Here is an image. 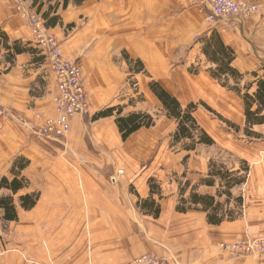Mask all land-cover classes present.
Listing matches in <instances>:
<instances>
[{"label": "crops", "instance_id": "crops-1", "mask_svg": "<svg viewBox=\"0 0 264 264\" xmlns=\"http://www.w3.org/2000/svg\"><path fill=\"white\" fill-rule=\"evenodd\" d=\"M42 3V13L53 8L52 15L61 18L48 31L60 41L63 56L82 66L89 113L72 119L63 145L39 142L34 132L43 120L36 115L55 114V75L39 55L23 53L9 63L0 38V108L26 121L0 117V177H9L13 161L24 157L30 161L23 172L30 185L19 196L40 194L32 210L18 205L17 222H3L0 213V264H123L146 254L163 260L173 255L181 264H261L253 257L229 260L219 247L246 233L264 237V138L245 136L244 101L211 76L215 66L203 54L201 40L217 32L236 54L233 67L242 74L255 72L264 64V41L257 40L264 35V18L211 27L189 0H86L81 5L69 0L66 9L63 0ZM27 5L39 6L33 7V0ZM0 33L10 46L21 42L35 48L29 23L13 0H0ZM124 56L141 61L146 73L133 74ZM152 81L182 106L204 104L240 131L200 105L194 117L216 144L194 151L173 146L178 123L151 91ZM113 107H122V116L149 114L155 125L123 141L115 116L92 120ZM254 131L264 136V126ZM217 150L239 162L235 167L224 163L231 171L240 170V161L250 171L247 182L232 190L244 200L242 216L216 226L203 210L180 213L177 207L186 181L191 184L186 199L195 186L200 195L216 196L218 184L201 182L218 159ZM151 179L162 190V199L153 197L159 218L139 206L151 196Z\"/></svg>", "mask_w": 264, "mask_h": 264}, {"label": "trees", "instance_id": "trees-1", "mask_svg": "<svg viewBox=\"0 0 264 264\" xmlns=\"http://www.w3.org/2000/svg\"><path fill=\"white\" fill-rule=\"evenodd\" d=\"M43 0H33V7L38 6L37 12L46 20L47 28L55 27L61 24V18L57 14L52 15L53 8L42 13ZM86 0H75L76 5H81ZM40 3V4H39ZM69 5V0H63V9ZM58 9V6L55 10ZM56 13V12H55ZM0 38L4 42V48L9 51L7 61L14 63L17 55L30 53L37 56L39 53L36 48L24 45L21 42H15L9 45V38L0 33ZM203 42V54L207 57L209 63L215 66L209 70L211 76L218 81L222 87L236 93L245 104L246 124L244 134L252 140L262 139L264 136L254 131L255 127L264 126V64L261 69L242 74L233 67L236 54L232 48L225 46L217 32L201 40ZM127 60L133 74L146 73L144 65L139 60H133L129 56H124ZM150 89L161 101L167 116L173 118L178 123V129L172 137L173 146L182 145L185 151H194L198 146H214L216 143L212 137L198 124L194 117L195 111L202 105L207 111L217 116L222 122L229 126L235 132L240 128L235 124L222 118L219 114L204 104H189L184 107L168 92H166L157 82L150 83ZM255 90L254 92L252 90ZM122 107H113L102 110L93 117V121L108 117H116V123L121 133L123 141H126L132 134L142 128H151L155 125V118L146 113H134L128 116H122ZM90 147V141L87 138ZM44 144V143H42ZM46 145V144H44ZM56 145V144H54ZM48 146V145H46ZM189 157H186V162ZM30 166V161L24 157H17L11 166L9 177H0V213L2 221L6 223L17 222L18 205L25 211L32 210L40 199L39 193L19 196L30 185L29 180L23 175V172ZM250 167L247 162L240 161V170L231 171L226 165L217 161H211L209 165V175L203 179L201 184L209 187H215L218 184L216 196H204L197 193V187L192 188L188 199L185 198L187 190L191 187L190 182L181 183L180 201L177 210L180 213H186L189 210H203L208 213V221L211 225H221L226 221H235L242 216L241 210L244 206L242 197L235 198L232 190L247 182ZM151 196L147 200L139 202L142 211L159 218L161 210L160 205L154 200V195L159 199L163 198L162 190L156 180L149 181ZM19 196V197H17ZM225 197V201L220 199ZM233 204L234 208L230 209Z\"/></svg>", "mask_w": 264, "mask_h": 264}, {"label": "built area", "instance_id": "built-area-1", "mask_svg": "<svg viewBox=\"0 0 264 264\" xmlns=\"http://www.w3.org/2000/svg\"><path fill=\"white\" fill-rule=\"evenodd\" d=\"M15 10L25 18L31 28L34 46L39 56L48 63L57 81L56 93L52 98L55 114L44 118L43 125L35 130L37 140L46 145H63L71 131V122L75 116H86L89 113L88 94L84 84L83 69L78 61L65 59L60 41L51 35L46 20L36 10L27 5L28 0H13ZM192 7L199 8L205 22L217 27L230 22H244L254 16L262 15L264 0H189ZM0 117L12 119L26 125V121L6 109L0 108ZM122 174V171L118 173ZM116 182V177L112 178ZM221 251L229 260L253 257L264 264V237L246 233L234 243H222ZM90 264V263H89ZM123 264H181L171 255L163 260L154 255L139 256Z\"/></svg>", "mask_w": 264, "mask_h": 264}, {"label": "rangeland", "instance_id": "rangeland-1", "mask_svg": "<svg viewBox=\"0 0 264 264\" xmlns=\"http://www.w3.org/2000/svg\"><path fill=\"white\" fill-rule=\"evenodd\" d=\"M32 7V6H31ZM37 11V10H36ZM255 18H257V20H258V22H260L261 21V19H263L264 18V11H263V14L262 15H257V16H254L253 18H251L250 20H253V19H255ZM250 20H247V21H250ZM262 22V21H261ZM233 22H230V23H228V24H232ZM208 25V24H207ZM209 26H211L212 27V25H210L209 24ZM251 30H252V27H251ZM253 31V30H252ZM259 38H260V43H262L261 42V39L264 41V35L262 36L261 35V33H259L258 34V36H257V40H259ZM264 44H262V46H263ZM37 52L39 53V51L37 50ZM40 54V53H39ZM38 54V55H39ZM261 67H262V64L261 65H259L258 66V70L259 69H261ZM134 83H133V81H131V85H133ZM213 110V109H212ZM214 111V110H213ZM209 112V111H208ZM210 113V112H209ZM211 115H213L214 117H217V116H215L214 114H212V113H210ZM218 118V117H217ZM218 120H220L219 118H218ZM221 121V120H220ZM222 122V121H221ZM224 123V122H223ZM227 127H229L228 125H227ZM199 147V146H198ZM197 147V148H198ZM216 156H217V162H219V163H222V164H226V165H228V166H230V167H232V166H237V165H239V162L235 159V158H232L230 155H228V154H226V153H224V152H221L220 150H217V153H216ZM185 163H187L186 161H185ZM184 163V164H185Z\"/></svg>", "mask_w": 264, "mask_h": 264}]
</instances>
